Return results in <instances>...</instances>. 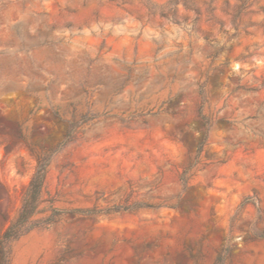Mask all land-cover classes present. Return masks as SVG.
Returning <instances> with one entry per match:
<instances>
[{"label": "rangeland", "instance_id": "obj_1", "mask_svg": "<svg viewBox=\"0 0 264 264\" xmlns=\"http://www.w3.org/2000/svg\"><path fill=\"white\" fill-rule=\"evenodd\" d=\"M45 161L11 264H264V0H0V235Z\"/></svg>", "mask_w": 264, "mask_h": 264}, {"label": "trees", "instance_id": "obj_2", "mask_svg": "<svg viewBox=\"0 0 264 264\" xmlns=\"http://www.w3.org/2000/svg\"><path fill=\"white\" fill-rule=\"evenodd\" d=\"M48 161L41 162L32 177L22 200V206L15 220L0 235V264H11L9 244L30 231L52 224L62 213L53 209L46 217H37L45 212L41 205L44 197Z\"/></svg>", "mask_w": 264, "mask_h": 264}]
</instances>
